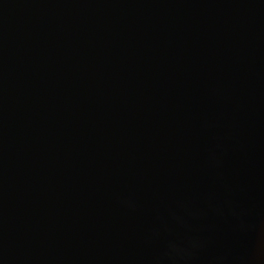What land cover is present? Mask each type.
Segmentation results:
<instances>
[{"label": "water", "instance_id": "1", "mask_svg": "<svg viewBox=\"0 0 264 264\" xmlns=\"http://www.w3.org/2000/svg\"><path fill=\"white\" fill-rule=\"evenodd\" d=\"M0 264H264V0H0Z\"/></svg>", "mask_w": 264, "mask_h": 264}]
</instances>
